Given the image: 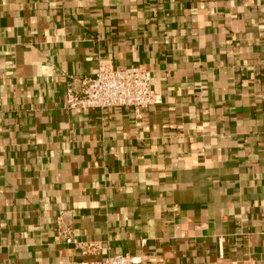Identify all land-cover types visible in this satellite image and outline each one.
Instances as JSON below:
<instances>
[{"label":"crops","instance_id":"1","mask_svg":"<svg viewBox=\"0 0 264 264\" xmlns=\"http://www.w3.org/2000/svg\"><path fill=\"white\" fill-rule=\"evenodd\" d=\"M102 65L160 103L69 110ZM117 254L264 264V0H0V264Z\"/></svg>","mask_w":264,"mask_h":264},{"label":"built area","instance_id":"2","mask_svg":"<svg viewBox=\"0 0 264 264\" xmlns=\"http://www.w3.org/2000/svg\"><path fill=\"white\" fill-rule=\"evenodd\" d=\"M68 83L66 89V107L76 113L89 109L127 108L135 117H141L143 111L160 103V95L152 88L151 71L142 66L111 68L99 67L90 77L78 78ZM57 218L58 234L66 244H74L82 254L96 250L93 243L74 242L69 225L64 224L63 214ZM102 264H142L129 255H113L104 259Z\"/></svg>","mask_w":264,"mask_h":264}]
</instances>
